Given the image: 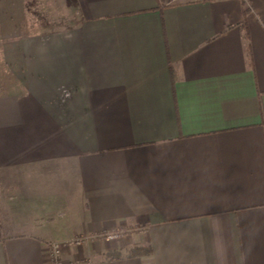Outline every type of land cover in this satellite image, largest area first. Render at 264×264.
Listing matches in <instances>:
<instances>
[{"label":"crops","instance_id":"obj_1","mask_svg":"<svg viewBox=\"0 0 264 264\" xmlns=\"http://www.w3.org/2000/svg\"><path fill=\"white\" fill-rule=\"evenodd\" d=\"M32 1L0 0V264H264V0H66L24 34Z\"/></svg>","mask_w":264,"mask_h":264},{"label":"rangeland","instance_id":"obj_2","mask_svg":"<svg viewBox=\"0 0 264 264\" xmlns=\"http://www.w3.org/2000/svg\"><path fill=\"white\" fill-rule=\"evenodd\" d=\"M75 10L66 0H36L29 3L27 23L22 33H34L55 30L75 25ZM1 36V35H0ZM0 38V92L9 90L13 79L6 67Z\"/></svg>","mask_w":264,"mask_h":264},{"label":"built area","instance_id":"obj_3","mask_svg":"<svg viewBox=\"0 0 264 264\" xmlns=\"http://www.w3.org/2000/svg\"><path fill=\"white\" fill-rule=\"evenodd\" d=\"M178 0H168L165 4H173ZM122 231L104 232L101 234L107 240H116L122 235ZM82 239L78 240L80 242ZM49 253L51 256V264H64L63 260V244L61 242H51L49 245Z\"/></svg>","mask_w":264,"mask_h":264},{"label":"trees","instance_id":"obj_4","mask_svg":"<svg viewBox=\"0 0 264 264\" xmlns=\"http://www.w3.org/2000/svg\"><path fill=\"white\" fill-rule=\"evenodd\" d=\"M149 250L144 247H134L131 248L127 254V256L133 257V256H141V255H146L148 254ZM122 254L120 252L114 251L113 253L109 254V258H120Z\"/></svg>","mask_w":264,"mask_h":264}]
</instances>
